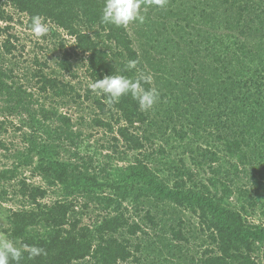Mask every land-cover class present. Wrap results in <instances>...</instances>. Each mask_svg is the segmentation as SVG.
Returning <instances> with one entry per match:
<instances>
[{
    "label": "trees",
    "instance_id": "16d2710c",
    "mask_svg": "<svg viewBox=\"0 0 264 264\" xmlns=\"http://www.w3.org/2000/svg\"><path fill=\"white\" fill-rule=\"evenodd\" d=\"M103 5L104 0H0V21L9 23L0 25V110L27 117L20 126L26 127L25 149L13 154L15 166L0 170V183L16 180L12 194L28 204L10 208L5 232L17 247L45 250L34 258L24 251L20 264L126 262L142 252L140 237L150 236L147 229L172 221L171 210L179 212L178 224L167 222L174 239L189 241L181 216L187 211L211 242L190 264H261L264 0H167L162 8L144 0V23L126 28L102 24ZM9 7L24 15L18 23L31 33L32 17L42 18L48 31L36 45L40 51L53 45L48 50L57 56L54 68L37 54L22 78L18 62L7 64L18 40L9 33ZM129 59L140 64L125 72ZM75 63L85 67L86 85L80 88L73 84L79 77ZM138 70L153 77L144 87L160 94L148 111L130 95L109 104L92 90L105 75L135 77ZM72 106L79 107L76 121L59 110ZM6 123L2 119L0 127ZM174 146L187 157L172 156L168 147ZM1 147L8 149L2 141ZM21 166L29 176H19ZM52 190L54 198L47 200ZM253 209H261V222L248 220ZM147 253L151 264H176L161 247Z\"/></svg>",
    "mask_w": 264,
    "mask_h": 264
},
{
    "label": "rangeland",
    "instance_id": "374dc122",
    "mask_svg": "<svg viewBox=\"0 0 264 264\" xmlns=\"http://www.w3.org/2000/svg\"><path fill=\"white\" fill-rule=\"evenodd\" d=\"M8 10L14 18L13 23H11L12 28L9 30V33L16 35L18 40L14 41V45L16 46V48L13 50L12 55L8 56L9 60L7 64L12 66L14 64L13 62H18L19 68L16 70V73L22 78H24L23 71H25L26 67L31 64V61L37 54L42 62L46 60L49 69L54 68L55 61L57 60V56L52 54V49L48 50V48H53V45L49 43L48 45H46L48 46L46 50L40 51V49L36 45V41H39L38 36L31 33L30 31H27L23 25H20L18 23L20 21H25L24 15L10 7L8 8ZM8 24H9L8 22L3 23L0 21L1 26H5ZM4 38H5L4 35L0 33V43L3 41ZM38 43L39 45L46 44L45 42H41V41ZM74 67L78 71L79 77L76 80H73V84H75L77 88H80V86H85L86 80L83 78L85 75L84 73L85 67L81 66L78 63H75ZM62 78H64L66 81H70V77L62 76ZM47 102H48L47 103L48 106L51 107L54 106L52 100H49ZM84 107L85 106H83V108ZM78 108H79L78 106L60 107L59 110L62 111L63 113L67 112L68 114H72L73 121H76L77 120L76 116L79 114ZM4 118L7 123L4 124L3 127H0V141L4 142L8 149H5L3 147L0 148V170L2 168H6V166L8 167L15 166L17 160L13 157V154L17 151H24L26 146L23 137L24 136L23 134L26 131V127L22 129L20 128L21 120L23 118L25 120L27 119L26 115L25 114L21 115V113L19 114L18 112H15L14 114H8V113H3L0 110V122ZM74 128L80 129L78 125L74 126ZM98 136H100V133L96 135V137ZM92 141L90 143L94 145V142L92 143ZM66 144L69 147H71L69 143ZM170 145H172V143ZM183 148L185 149V147ZM213 148L217 150H221L222 147L219 146ZM183 151L184 150L181 147H177V148L175 146L172 148L168 147V152L175 157L186 156L184 155ZM220 153L222 154V151ZM101 161H104V158H102ZM28 170L29 169H27V167L21 166L19 169L20 172L19 176L21 175V173H23V176H29ZM201 177L203 178L205 177L203 171L201 172ZM30 180H32L34 183L41 182L40 180L33 178ZM15 182L16 180L15 181L7 180L0 183V239H8L7 236L8 234L7 232H5V230L9 228L7 217L10 213L9 211L10 208L13 209L19 208L20 206H22L23 203L28 204L27 202L24 201V199H21L19 197L16 198L13 196L12 193L16 189V187H14ZM3 192L8 193V195L7 194L5 195ZM54 194L55 191L52 190L51 195L49 196V198H47V200L54 198L53 197ZM253 210H251L250 214L247 215L248 220L256 223L261 222V218H262L260 215L261 209H257L254 211ZM97 213L98 211L91 213L90 216H92V219L95 218ZM177 215H179V212L174 213V211L171 210L169 212V217L172 218V221H167V222L169 224L171 223L175 225L178 224ZM90 216L84 218L85 222H91L92 219H90ZM181 216L184 218V224H183L184 233L186 237H189V241H184V240L179 241L177 239H174L170 231H168L169 227L167 222H166V226L160 225L158 227V230H154L155 233L150 229H147L149 231L150 236L147 237V235L146 236L141 235L142 237H140V239L141 238L143 239L144 241L143 245H145V247L149 242H154L156 243L154 247L158 246L163 248V252L170 251L172 254L168 256V259L175 260L176 264L179 263L190 264L189 260L193 257L194 259L199 258L202 252L205 250V248L211 247V242L208 239V236L201 231V227L199 226L198 219L195 216H193L191 213L187 211L182 212ZM161 238H164L162 239L163 242L171 243V246L173 247V248L171 247L172 250L170 248L168 249L162 246V243L159 242ZM136 241L137 240L134 239V242ZM145 247L142 249V252H137L136 255L130 260L126 262H121L119 264H151L150 262L153 259V256L152 253H147V251H151L154 247L153 248H145ZM147 255L148 257H150V259H146L145 256ZM180 256L182 257V259L180 258ZM139 257L141 258V261L137 262ZM261 261H262L261 264H264V257H261ZM159 264H165V262L162 260L161 263ZM167 264H171V263L168 262Z\"/></svg>",
    "mask_w": 264,
    "mask_h": 264
},
{
    "label": "clouds",
    "instance_id": "9594fccd",
    "mask_svg": "<svg viewBox=\"0 0 264 264\" xmlns=\"http://www.w3.org/2000/svg\"><path fill=\"white\" fill-rule=\"evenodd\" d=\"M143 2L144 0H104L101 23L124 28L133 22L144 23L145 16L141 12ZM148 3L162 8L167 4V0H148ZM31 28L36 36H43L48 31L39 15L32 17ZM139 64V59H129L124 64V71L136 70ZM138 71L139 74L135 77L119 72L105 75L91 85L92 90L107 96L109 104L119 102L122 96L130 95L137 101L141 111H148L157 103L160 94L155 87H144V84L151 85L152 75ZM17 243L18 241L12 239H0V264H11V261L20 264L24 251H28L32 258L44 254L42 247H17Z\"/></svg>",
    "mask_w": 264,
    "mask_h": 264
}]
</instances>
